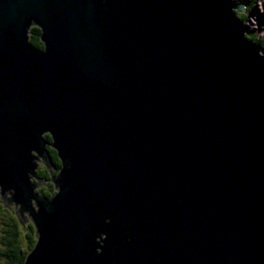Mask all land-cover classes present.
<instances>
[{"label": "water", "instance_id": "95a60500", "mask_svg": "<svg viewBox=\"0 0 264 264\" xmlns=\"http://www.w3.org/2000/svg\"><path fill=\"white\" fill-rule=\"evenodd\" d=\"M244 11L0 0V194L36 227L23 264H264V45Z\"/></svg>", "mask_w": 264, "mask_h": 264}, {"label": "trees", "instance_id": "16d2710c", "mask_svg": "<svg viewBox=\"0 0 264 264\" xmlns=\"http://www.w3.org/2000/svg\"><path fill=\"white\" fill-rule=\"evenodd\" d=\"M242 1L245 3L246 9H248V12H238L240 17L243 18L245 21H247L248 17L253 14L258 15V20H264V13L261 11L258 0H237ZM41 29L40 27L34 25L30 29V39L32 42L38 46H42L43 43L40 38ZM254 31L252 29L247 32V35H251V37L256 42H261L264 45V41L261 39H258L254 35ZM253 35V36H252ZM54 155L57 154L56 150L52 152ZM10 223V226L7 228V233L5 237L0 241V257L4 256L7 259L3 258L6 264H23L27 249L31 248L34 245V239L31 236V239H29L28 244L26 246H23L20 239V230L17 228L16 223L11 219L8 220ZM31 240V241H30Z\"/></svg>", "mask_w": 264, "mask_h": 264}, {"label": "flooded vegetation", "instance_id": "af4514ba", "mask_svg": "<svg viewBox=\"0 0 264 264\" xmlns=\"http://www.w3.org/2000/svg\"><path fill=\"white\" fill-rule=\"evenodd\" d=\"M34 26V25H33ZM43 43V42H42ZM45 136L51 141L52 137L50 135V133H45ZM48 147L51 151V153L53 151L56 150V148L50 144H48ZM57 152V150H56ZM52 156L55 160V164L57 166H60L61 161L60 158L58 156V154L54 155L52 153ZM39 161V166L37 168V172H38V178L44 179L45 180V184H41V186H37V191L43 193V194H51L52 192H55L56 188H55V184L52 180H48L51 179V174L50 171L48 170L46 164L43 161ZM58 169H55V172ZM32 180L38 181V179L34 176L32 177ZM8 195H10V193H7ZM10 208L8 206H4V202L1 199V194H0V215H3V217L1 216V220L2 222H0V241L5 237L6 233H7V228L10 226V223L8 222V220L12 219L16 225L17 228L20 230V239H21V243H22V239H25V243L28 244L29 239L32 238L36 241L37 236H36V227L34 225L33 220L31 219V217H29V213L28 212H24V215L26 217H28V221L24 222V225L20 222V219L18 218V215L16 213V204L13 201V204L9 205ZM5 220V221H3ZM31 241V240H30ZM34 241V242H35ZM29 249H27L28 251ZM1 258H5L4 256H1Z\"/></svg>", "mask_w": 264, "mask_h": 264}, {"label": "rangeland", "instance_id": "374dc122", "mask_svg": "<svg viewBox=\"0 0 264 264\" xmlns=\"http://www.w3.org/2000/svg\"><path fill=\"white\" fill-rule=\"evenodd\" d=\"M258 5L261 9V11L264 13V0H258ZM245 11L248 12V9H246V6H245ZM258 15L257 14H253L250 15L246 21L247 23V26L249 28V30L252 29V31H254V35L255 37H257L258 39H261L264 41V20H261L259 21L258 20ZM251 36V35H249ZM253 36V35H252ZM1 216L3 217V215H0V222H2L1 220ZM5 221V220H3ZM22 245L23 246H26L27 244L25 243V239L23 238L22 239ZM0 264H6L4 259L0 257Z\"/></svg>", "mask_w": 264, "mask_h": 264}]
</instances>
